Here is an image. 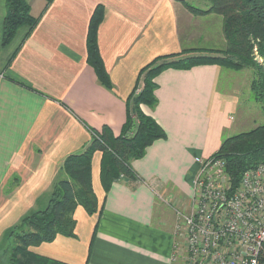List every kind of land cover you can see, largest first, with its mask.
Returning a JSON list of instances; mask_svg holds the SVG:
<instances>
[{
	"label": "crops",
	"instance_id": "0c3cea01",
	"mask_svg": "<svg viewBox=\"0 0 264 264\" xmlns=\"http://www.w3.org/2000/svg\"><path fill=\"white\" fill-rule=\"evenodd\" d=\"M28 2L34 16L43 12L39 22L29 34L21 26L4 46L7 9L0 0V256L8 253L2 248L12 227L48 206L66 157L82 152L93 130L106 125L115 136L122 132L127 98L146 64L161 54L227 44L223 17L195 13L187 0H53L46 8L47 0ZM99 4L105 14L98 43L113 89L87 61L89 23ZM224 71L230 79L236 72L201 64L159 73L158 104L142 108L167 137L133 160L142 180L126 176L106 192L97 151L92 181L100 211L89 214L79 205L75 237L58 235L29 249L68 264H171L172 204L190 199L196 157L212 156L236 127L239 85L222 88Z\"/></svg>",
	"mask_w": 264,
	"mask_h": 264
},
{
	"label": "trees",
	"instance_id": "16d2710c",
	"mask_svg": "<svg viewBox=\"0 0 264 264\" xmlns=\"http://www.w3.org/2000/svg\"><path fill=\"white\" fill-rule=\"evenodd\" d=\"M3 24L4 46L14 38L21 26H28V34L39 22L28 0H5ZM53 0H47L45 8ZM205 8L187 4L195 13L214 11L224 17L223 31L226 47L186 48L180 52L161 54L146 64L139 73L134 90L127 98V119L122 132L114 135L104 126L94 131L91 143L79 153L66 157L62 165L63 177L56 181L49 204L26 214L9 232L14 244L9 251L10 264H68L44 257L29 248L54 240L58 235L76 236V208L81 205L89 214L98 213L100 205L92 181V159L102 151L101 181L106 192L123 177L142 180L133 167V160L142 158L150 145L167 137L166 130L142 105L158 104L156 76L168 68L190 69L201 64H219L232 70L254 69L252 90L264 110V0H209ZM44 8V9H45ZM44 11V10H43ZM104 6L99 4L90 19L87 35V61L94 68L99 81L109 89L113 83L104 63L98 43L99 25L104 19ZM258 53H255L254 48ZM259 57L263 59L261 62ZM213 158L225 161L226 170L234 185H238L247 168L264 163V123L245 132L223 139Z\"/></svg>",
	"mask_w": 264,
	"mask_h": 264
},
{
	"label": "built area",
	"instance_id": "2783aa9c",
	"mask_svg": "<svg viewBox=\"0 0 264 264\" xmlns=\"http://www.w3.org/2000/svg\"><path fill=\"white\" fill-rule=\"evenodd\" d=\"M196 162L190 209L172 204L171 264H264V163L244 170L234 185L223 159Z\"/></svg>",
	"mask_w": 264,
	"mask_h": 264
},
{
	"label": "rangeland",
	"instance_id": "374dc122",
	"mask_svg": "<svg viewBox=\"0 0 264 264\" xmlns=\"http://www.w3.org/2000/svg\"><path fill=\"white\" fill-rule=\"evenodd\" d=\"M187 1L192 5L200 8H207L210 5L209 0H187ZM219 15L223 17L222 14ZM208 23L209 24L212 23L214 25L216 23V20L214 19L213 21H208ZM223 26H224V17H223ZM254 51L258 53L256 47L254 48ZM259 59L261 62L263 61L261 57H259ZM254 74L255 71L251 67H245L241 70H236V72L232 74L234 76L232 79L229 78L230 75L228 71H224V73L222 74L220 81V86L222 88L233 87L236 82L237 85H239L240 106L235 114L236 127L232 132L233 134H230L229 136L248 131L264 123V110L262 108V103L255 99L254 92L252 90V79L254 77ZM236 76L239 79L238 81L236 79ZM240 86H241V91H240ZM188 201L185 200L184 205L182 203H178L177 206L185 210H189L190 209L189 205L185 207ZM13 244L14 242L11 239L4 244L2 250L3 251L8 250V253L6 255L0 256V261H1L0 264H10L8 260L9 251Z\"/></svg>",
	"mask_w": 264,
	"mask_h": 264
}]
</instances>
